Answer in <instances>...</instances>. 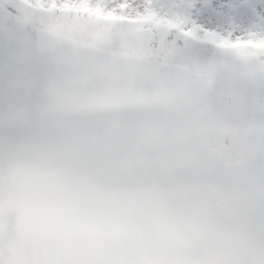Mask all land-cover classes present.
I'll return each mask as SVG.
<instances>
[{"label":"snow or ice","instance_id":"obj_1","mask_svg":"<svg viewBox=\"0 0 264 264\" xmlns=\"http://www.w3.org/2000/svg\"><path fill=\"white\" fill-rule=\"evenodd\" d=\"M0 264H264V0H0Z\"/></svg>","mask_w":264,"mask_h":264}]
</instances>
